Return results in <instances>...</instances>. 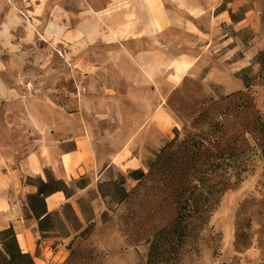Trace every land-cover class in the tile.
<instances>
[{"label":"rangeland","instance_id":"374dc122","mask_svg":"<svg viewBox=\"0 0 264 264\" xmlns=\"http://www.w3.org/2000/svg\"><path fill=\"white\" fill-rule=\"evenodd\" d=\"M198 1L205 7L201 22L211 32L207 42L182 33L164 40L192 50L187 70L161 74L163 102L175 129L159 152L142 161V180L111 167L99 178L57 186L67 200L52 212V230L39 238L51 239L48 251L56 258L51 264H148L152 243L151 264H264V37L236 25L246 13L264 21V0ZM61 8L77 13L73 6ZM28 18L29 42L21 41L20 28L15 37L24 42L20 51L35 54L31 62L38 64L46 46L38 33L50 16L46 10L40 23L31 13ZM59 58L50 53L44 73L40 65L15 64L13 76L34 80L36 89L42 76L56 79ZM221 156L229 162L215 175L212 164ZM222 182L226 190L216 195ZM199 188L201 197L189 196ZM204 200L217 205L207 214L193 213L194 202ZM185 203L192 212L180 215Z\"/></svg>","mask_w":264,"mask_h":264},{"label":"crops","instance_id":"0c3cea01","mask_svg":"<svg viewBox=\"0 0 264 264\" xmlns=\"http://www.w3.org/2000/svg\"><path fill=\"white\" fill-rule=\"evenodd\" d=\"M62 6L77 13L65 14ZM46 10L50 18L38 33L46 46L37 64L35 54L20 51L24 42L15 31L22 29L21 41L29 42V13L40 23ZM204 12L198 0H0V232L12 227L34 264L56 258L48 251L51 239L39 241L45 232L26 198L48 182L47 173L67 184L96 179L111 167L140 169L162 149L177 123L163 102L161 74L176 75L193 61L189 44L164 40L182 33L206 43ZM245 15L236 25L263 38V18ZM50 53L61 56L56 79L46 74L34 89V80L13 76L15 64L25 62L48 72ZM66 200L62 192L48 194L45 210L58 211Z\"/></svg>","mask_w":264,"mask_h":264},{"label":"trees","instance_id":"16d2710c","mask_svg":"<svg viewBox=\"0 0 264 264\" xmlns=\"http://www.w3.org/2000/svg\"><path fill=\"white\" fill-rule=\"evenodd\" d=\"M195 146H197V144L193 143V147ZM195 156L197 157V155ZM158 158L159 156L157 157V159ZM214 160H216V163L212 164V172L216 175V173L224 169L223 167L228 164L229 160L227 158H223L222 156L217 158L215 157ZM161 168H163V166H161ZM144 176V173L140 169L134 170L129 174V178L134 181L142 180L143 178H145ZM62 184L64 185L63 181L60 182L49 178L47 183L40 182L37 186V192L34 193V195L28 197V208L31 211L34 219L37 221L38 230L40 233L49 232L53 228L51 221L52 216L56 215V213H47V211L45 210V198L48 197V194L54 192H62L61 189L57 187L58 185ZM222 185L225 184L222 182L220 186ZM194 189L196 190V188ZM224 190H226L224 186H222L221 189L217 188L216 195H220ZM202 194V190L199 188L197 193H195L193 190L189 194V196L193 197V195H196L197 197H201ZM216 200L210 202H206V200H204L201 203L195 201L194 205L196 208H194L193 213H201L203 215L207 214L210 210H212L214 206L217 205ZM190 208H192V206L189 204L187 205V203L182 205L180 207V215H182L186 210L188 211V213H191L192 211H189ZM162 233H164V231L160 232L159 234ZM0 244V264H34L30 255L23 253L19 249L12 227L0 232ZM154 249L155 245H153L152 243L150 246L151 254L147 262L148 264L152 263V252H154Z\"/></svg>","mask_w":264,"mask_h":264}]
</instances>
